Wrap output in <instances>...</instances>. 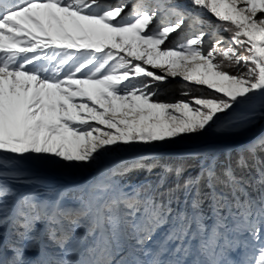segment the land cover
Returning <instances> with one entry per match:
<instances>
[{"label":"snow or ice","instance_id":"1","mask_svg":"<svg viewBox=\"0 0 264 264\" xmlns=\"http://www.w3.org/2000/svg\"><path fill=\"white\" fill-rule=\"evenodd\" d=\"M257 125L264 0H0V264H264Z\"/></svg>","mask_w":264,"mask_h":264},{"label":"rangeland","instance_id":"2","mask_svg":"<svg viewBox=\"0 0 264 264\" xmlns=\"http://www.w3.org/2000/svg\"><path fill=\"white\" fill-rule=\"evenodd\" d=\"M177 83H178V81H172L168 85H162L161 89H160V94L157 98L161 101H169V102L174 101L176 99H179L180 98L179 88L175 87V85ZM168 95H169V97H168ZM261 130L264 131V128H261V126L257 125L252 130V132L249 134V136L237 138L235 140V143H237V144L244 143L248 139L253 138L255 135L261 134V132H262ZM259 131H261V132L258 134Z\"/></svg>","mask_w":264,"mask_h":264},{"label":"water","instance_id":"3","mask_svg":"<svg viewBox=\"0 0 264 264\" xmlns=\"http://www.w3.org/2000/svg\"><path fill=\"white\" fill-rule=\"evenodd\" d=\"M261 131H262V130H261ZM261 131H259L258 134H259Z\"/></svg>","mask_w":264,"mask_h":264},{"label":"trees","instance_id":"4","mask_svg":"<svg viewBox=\"0 0 264 264\" xmlns=\"http://www.w3.org/2000/svg\"><path fill=\"white\" fill-rule=\"evenodd\" d=\"M168 97H169V95H168Z\"/></svg>","mask_w":264,"mask_h":264}]
</instances>
